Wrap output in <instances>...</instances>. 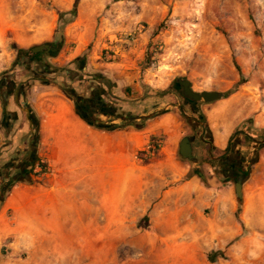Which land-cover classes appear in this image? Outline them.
Segmentation results:
<instances>
[{"label":"rangeland","instance_id":"374dc122","mask_svg":"<svg viewBox=\"0 0 264 264\" xmlns=\"http://www.w3.org/2000/svg\"><path fill=\"white\" fill-rule=\"evenodd\" d=\"M75 1L0 0V19H5L11 41L6 49L0 48V79L14 81L23 89L22 105L28 102L40 126L45 122L47 140H52L51 125L60 111L82 118L71 94H89L91 86L96 90L108 88L111 96L106 100L120 108V114L138 117V123L145 120L146 126L138 129L127 126L126 121L131 119L95 114L98 122L121 127L108 132L105 159L93 161L91 174L82 177L75 187L69 183L72 177L45 157L49 178L59 180L61 188L70 193L68 197L72 196V202L68 198L61 204V213L70 222L57 226L64 233L75 232L76 238L35 240L32 247L22 245L20 249L12 248L11 240H7L2 244L0 264H264V238L242 244L249 234L237 217L244 195L239 200L236 193L234 200L240 206L231 213L242 235L226 240L207 233L218 210L201 206L196 190L187 189L186 176L193 165L201 167L205 173L202 185L208 186V172L199 165L198 158L195 162L183 158L179 147L170 151L162 148L170 135L159 122L174 100L190 106L176 91L178 77L188 78L197 91L214 89L226 93L243 76L246 82L240 88L253 93L264 105V0H80L77 16L61 32L59 12L70 11ZM18 41L32 45L26 49L45 43L60 44L58 53L43 58L52 73H45L43 64L40 68H26L24 64L34 62L28 59L19 63L26 76L17 80L14 62L9 64L6 59L14 55L16 60ZM92 60L103 63L109 73L114 71L135 83L118 89L121 82L88 70ZM94 76L107 79V85ZM38 95L41 113L34 102ZM58 98H65L69 107L61 110ZM190 121L186 120L184 137L195 138ZM121 130L138 134L136 149L124 148L115 137ZM52 146L43 144L48 153L53 151ZM195 147L198 156L201 149L197 143ZM30 180L31 176L27 181ZM113 193L127 198L132 195L133 202L128 205L123 198L121 214L109 228L114 205L113 201L103 204V198ZM65 201L73 204L66 205ZM84 202L94 211L92 216L86 211L85 215L78 213ZM100 209L102 212L92 222ZM80 216L83 223L78 226ZM164 222L170 225L166 232L160 228ZM214 252L219 254L212 262L210 255Z\"/></svg>","mask_w":264,"mask_h":264},{"label":"crops","instance_id":"0c3cea01","mask_svg":"<svg viewBox=\"0 0 264 264\" xmlns=\"http://www.w3.org/2000/svg\"><path fill=\"white\" fill-rule=\"evenodd\" d=\"M0 16H3L1 10ZM8 32L5 19H0V48L6 49L10 46L11 41L7 38ZM18 44L20 48L25 49L32 46L22 41H18ZM1 58H6V56ZM14 58V55H10V60L7 61L6 59V62L11 64L14 62ZM126 67L129 66L126 65ZM88 70L95 73L102 72L108 79L121 82L118 89L122 86H133L135 83L134 80V83H131L128 81L129 79L120 78L114 71L109 73L101 62L92 60ZM124 72L127 71L124 70ZM15 74L17 80H21L26 76V71L18 69ZM194 90L197 91L195 88ZM206 91L218 90L207 89ZM168 94L175 96L173 93ZM21 96L14 92L8 97L6 103L2 101L0 96V194L2 185L7 181L8 173L13 175L19 167L24 168V161L27 160L29 152L32 150L30 145L32 139L31 122L27 118L26 110H21L17 105V103L22 105ZM40 99L38 95L34 102L41 113ZM122 101L123 103L126 102L125 97ZM57 102L61 104L59 106L61 110L69 107V102L65 98H58ZM182 107L185 108L188 116L199 119L200 114H203L208 122V133L204 137L202 126L194 119L189 120L193 123L194 134H196L195 138L190 136L194 157L198 158L199 165H204L208 172V186L202 185V179L194 176L188 180L187 189L189 191L196 190L202 207L213 206L218 210L216 218L208 224L207 233L214 238L237 239L243 231L242 228H238L236 221L231 217V213L236 212L240 206L234 200L236 183L234 180L222 176L218 167H213L209 162H201V159L204 157V148L208 145L216 150V154L217 151L226 150L231 137L237 130H244L255 136L262 131L264 132V105L260 104L254 98L253 93L245 88H240L236 93L224 99L204 105L197 103L186 107L174 100L159 121L163 125L164 131H168L170 135L162 147L163 149L167 148L168 151L175 149L176 146L180 150V143L184 134L187 133V123ZM62 112L63 110L52 122L53 130L50 136L52 140L45 139L49 136H47V126L45 122H42L36 153L42 163L45 164L46 157L54 167H58V170L64 171L72 177L69 183L75 187L78 182L83 181L82 177L91 174L93 161L105 159L106 156L104 155L108 151L109 131L94 128L77 115L71 116L68 111L67 118L63 119ZM156 134L155 132L154 135ZM137 135L135 131L121 130L117 132L115 137L120 140L124 148L136 149L139 146ZM238 139L242 141V135ZM145 142H149V139ZM44 143H52L53 151L50 150L51 152L48 153L43 148ZM196 143L201 149L198 156L196 155ZM238 151L245 154L249 153L247 155L250 158L257 156V162L251 166L250 173L244 180L242 188L244 205L240 207V213L242 212L240 221L244 223L249 233L245 238L246 241L242 243L246 246L248 241L264 238V140L262 143L255 141L244 143ZM246 167H249L248 161ZM38 172L39 167L37 165L31 174L32 180L16 182L0 207V253L2 244L7 240H11L9 245L12 248L20 249L22 245L28 248L32 247L35 240L61 237L76 238L75 232L64 233L57 226L61 223L70 222V218L64 217L61 213V204L62 200L68 198L71 200L72 196L68 197L70 193L61 188L59 180H51L50 174H39ZM61 192H64L63 196L60 195ZM222 196H224L223 202L220 201ZM65 202L69 206L73 204L71 203L72 200L70 203Z\"/></svg>","mask_w":264,"mask_h":264},{"label":"trees","instance_id":"16d2710c","mask_svg":"<svg viewBox=\"0 0 264 264\" xmlns=\"http://www.w3.org/2000/svg\"><path fill=\"white\" fill-rule=\"evenodd\" d=\"M79 1L76 0L74 2L73 8L70 11H60L59 12V21H60V26L58 28L59 31L63 32L65 27L72 23L74 18L77 16V10L79 6ZM71 15V17H67ZM52 46H60V44L52 43ZM17 57L16 60L14 61V66L16 67V70L21 69V66H19V63L22 61L23 63L30 59L32 56H35L34 62L31 64H24L27 65L26 68L30 67H35L40 66L43 64V68L45 69V73H52L50 72L51 66L48 64L44 63V57L47 56L46 53H38V54H33L31 49H25V48H18L17 49ZM56 53L52 52L49 55L54 56ZM78 61H75L76 63ZM23 65V66H24ZM22 66V67H23ZM25 67V66H24ZM79 67L80 69H83L82 63L79 62ZM40 70V69H39ZM59 70H56V73H58ZM96 78V81L104 84V86L107 85V79L101 77V76H94ZM246 82L244 77L242 76L240 81L229 91L225 93V97H228L234 93H236L240 86L243 85ZM90 89H93V94L94 96L98 99V104H102V108H100L99 112L105 113L107 115H112V116H125V114H120V108L114 107L113 104H111L109 101L106 100L107 97H110V91L108 88H103V89H95L93 86L90 87ZM15 90V91H14ZM179 94L180 91L176 90ZM16 92L17 94L20 95H25L23 94V89L16 85L14 81L12 82H7L5 79H0V96L2 98V101L6 103V100L8 97ZM167 93L169 91H166ZM76 102L77 105V110L80 116L92 127L100 129V130H106V131H111L120 128V125H113V126H108L102 122H98L93 113H96V110L98 108L96 103H91V92L89 94H85L82 91H74L71 94ZM181 96V95H180ZM182 97V96H181ZM183 98V97H182ZM190 104V103H188ZM17 105L20 107L21 110H26L29 109V114H27V118L31 122V130H32V139L30 142V145L32 147V150L29 152V157L27 158V167L28 171L27 174H24L21 170L22 168L19 167V169L11 175L8 173V178L7 181L2 185V190L0 194V207L4 203L5 198L12 188V186L20 181V180H29L31 174L33 173L37 163L42 164L43 168L41 173L45 172L46 166L45 164L41 163L38 159L36 149L39 145V139H40V125H39V120L37 117H35V113L32 108H30L29 104L27 101H24L23 105H20L17 103ZM191 105V104H190ZM182 112L184 115V118L186 120L194 119L196 120L203 128L204 134L207 135L208 133V122L206 118L204 117L203 114H200L199 119H195L191 116L187 115V112L184 107H182ZM143 123H138L136 120H131V121H126L127 126H136L138 129H143L146 126L145 120H141ZM242 135V141L238 139ZM264 140V132H260L258 135H250L249 133L245 132L244 130H237L233 136L231 137L229 146L226 150L223 151H217L211 148L210 145H208L206 148H204V157H202L201 162H209L212 164L213 167H218L220 173L226 178V179H231L234 180L235 182L237 181L238 177L241 175H244V180L248 177L250 173V168L257 162V156H253L250 161H249V167H246L247 159H246V154L243 153L242 151H238L237 148L238 146H242L244 143H250L252 141H255L257 143H262ZM195 162V161H194ZM194 176L200 177L202 180H205V173L201 167H195L194 165L192 166L191 170L188 172L186 178L190 179ZM240 209L238 210L237 217L239 222L240 217ZM219 252H214L212 255H210V261L215 262L217 257H218Z\"/></svg>","mask_w":264,"mask_h":264},{"label":"water","instance_id":"95a60500","mask_svg":"<svg viewBox=\"0 0 264 264\" xmlns=\"http://www.w3.org/2000/svg\"><path fill=\"white\" fill-rule=\"evenodd\" d=\"M60 46H52L50 43H45L37 45L31 48L33 54L46 53L50 54L52 52L58 53L60 51ZM35 56H32L29 62L34 61ZM175 87L180 91V95L183 99L190 104H197L199 102L213 103L225 98V92L222 91H196L192 86V82L185 77H178L175 81ZM144 117V116H141ZM122 120L131 119L135 120L138 117L128 118L126 116H120ZM180 155L190 161H195L192 138L190 136H185L180 143ZM243 183L244 175L238 177L236 181V193L239 200L243 197Z\"/></svg>","mask_w":264,"mask_h":264},{"label":"bare ground","instance_id":"6f19581e","mask_svg":"<svg viewBox=\"0 0 264 264\" xmlns=\"http://www.w3.org/2000/svg\"><path fill=\"white\" fill-rule=\"evenodd\" d=\"M62 118L63 119H66L67 118V115H68V113H67V111L66 110H64L63 112H62ZM132 195H130L129 196V198H127L125 195H121V194H117V193H113L110 197H104L103 198V204H106V205H109V204H111V202L110 201H113L112 203H113V205L114 206H112L113 207V210H111V214H113L112 215V220H111V222L109 223V228H111L113 225H114V222H113V220L116 218V215L117 214H121L120 213V207H121V201L123 200V198H125L126 197V203L128 204V205H130V204H132V202H133V200H132V197H131ZM109 207V206H108ZM89 209H91V207L90 206H88V203L87 202H84V204H83V206L82 207H80V208H78V213H80V215H82V214H84V211H86L85 212V214H87V215H89V216H92L94 213V211L93 210H89ZM102 212V210L100 209L97 213H95V218L92 220V222H95L96 220H97V215L98 214H100ZM128 213H130L129 211H127ZM84 214V215H85ZM81 223H83V218H82V216H80V218H79V220L77 221V223H76V225H78V226H80V224ZM120 225L119 224H116V227H119ZM169 222H164L163 223V225L160 227L164 232H166V231H168L169 230ZM124 228V227H123ZM103 238V236H100V240Z\"/></svg>","mask_w":264,"mask_h":264},{"label":"flooded vegetation","instance_id":"af4514ba","mask_svg":"<svg viewBox=\"0 0 264 264\" xmlns=\"http://www.w3.org/2000/svg\"><path fill=\"white\" fill-rule=\"evenodd\" d=\"M89 91L91 92V103H96L97 106H98V108L96 110V113H93L95 115V114H97L100 111V108H102V104H100V103L98 104V99L93 94L94 90L90 89ZM111 104H114V103L111 102ZM26 113L29 114V109H26ZM26 161L27 160L24 161L25 162V164L23 165L24 168H22V170H21L24 174H27V171H28V167H27ZM7 179H9V178L7 177Z\"/></svg>","mask_w":264,"mask_h":264},{"label":"built area","instance_id":"2783aa9c","mask_svg":"<svg viewBox=\"0 0 264 264\" xmlns=\"http://www.w3.org/2000/svg\"><path fill=\"white\" fill-rule=\"evenodd\" d=\"M38 167H39V172H38L39 174H45L46 173V171L43 172V173H41L42 168H43V165L42 164L38 165Z\"/></svg>","mask_w":264,"mask_h":264}]
</instances>
